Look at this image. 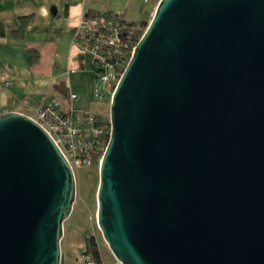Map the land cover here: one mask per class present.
I'll list each match as a JSON object with an SVG mask.
<instances>
[{"label": "water", "instance_id": "obj_1", "mask_svg": "<svg viewBox=\"0 0 264 264\" xmlns=\"http://www.w3.org/2000/svg\"><path fill=\"white\" fill-rule=\"evenodd\" d=\"M96 226L119 264H264V0H159L109 101ZM73 171L0 114V264H61Z\"/></svg>", "mask_w": 264, "mask_h": 264}, {"label": "crops", "instance_id": "obj_2", "mask_svg": "<svg viewBox=\"0 0 264 264\" xmlns=\"http://www.w3.org/2000/svg\"><path fill=\"white\" fill-rule=\"evenodd\" d=\"M87 11L80 0H0V114L31 117L45 99L63 101L68 89L75 93L83 85L93 94V59L85 54L80 60L73 44ZM69 219L63 224L61 264H83L84 241Z\"/></svg>", "mask_w": 264, "mask_h": 264}, {"label": "built area", "instance_id": "obj_3", "mask_svg": "<svg viewBox=\"0 0 264 264\" xmlns=\"http://www.w3.org/2000/svg\"><path fill=\"white\" fill-rule=\"evenodd\" d=\"M128 29L122 14L112 12H83L76 26L73 44L81 48L83 55H91L94 66L98 64L101 69L96 73L93 69L92 74L106 90L104 96L111 97L128 62L125 56L129 42L123 43V34ZM135 45L130 49V56ZM74 72L75 69L68 70V73ZM76 100L77 95L68 89L65 100L47 98L30 117L51 137L69 163L74 177L79 168L99 165L110 131L109 118L102 119L77 106ZM83 264L93 263L83 258Z\"/></svg>", "mask_w": 264, "mask_h": 264}, {"label": "rangeland", "instance_id": "obj_4", "mask_svg": "<svg viewBox=\"0 0 264 264\" xmlns=\"http://www.w3.org/2000/svg\"><path fill=\"white\" fill-rule=\"evenodd\" d=\"M158 1L159 0H80V3L85 4L86 10L122 14L124 20L128 23H138L142 20L148 23ZM86 59L89 66L91 63L89 57ZM91 89L93 94L90 96L86 86L83 85L81 88H75V94L78 97L76 105L81 108H86L90 112L103 118H107L109 113V101L108 98H105L103 95L106 90L103 89L100 81L96 79L92 80ZM30 115L34 116L32 113ZM75 181L76 197L69 222H71L73 227H77L80 232L87 229V231L95 237L102 257L101 264H119L108 249L101 233L93 230L97 229L96 190L98 186V166L94 165L89 168H79L75 171ZM67 221L68 219L65 221L66 224L68 223ZM94 234H96V236Z\"/></svg>", "mask_w": 264, "mask_h": 264}, {"label": "trees", "instance_id": "obj_5", "mask_svg": "<svg viewBox=\"0 0 264 264\" xmlns=\"http://www.w3.org/2000/svg\"><path fill=\"white\" fill-rule=\"evenodd\" d=\"M89 14H98L100 12H96V11H87ZM123 17V16H122ZM124 19V18H123ZM125 24L129 27V31L127 32H124L123 34V43L128 41L129 42V50L127 51V54L125 56V60L128 61V59L130 58V49L131 47H133L137 41L140 39L141 35L143 34L146 26H147V22L145 20H142L138 23H128L124 20ZM131 28V29H130ZM75 48L77 49L78 51V58L80 60H82L84 58V55L83 53L81 52V48L76 45ZM101 69L99 68L98 64H95L94 66V72H98L100 71ZM94 79H96V76H94ZM105 98L107 97L108 98V101H109V98L108 96H104ZM99 116V115H98ZM100 118L104 119L103 117L99 116ZM105 119H108L105 118ZM81 236L83 238V241H84V249H83V252H82V257L85 258V259H88L90 260L93 264H101V257H100V252H99V249H98V245H97V242L95 240V237L89 233L86 230H83L81 232Z\"/></svg>", "mask_w": 264, "mask_h": 264}]
</instances>
